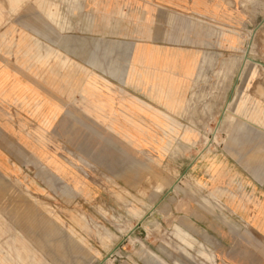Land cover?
I'll return each instance as SVG.
<instances>
[{
  "label": "rangeland",
  "instance_id": "374dc122",
  "mask_svg": "<svg viewBox=\"0 0 264 264\" xmlns=\"http://www.w3.org/2000/svg\"><path fill=\"white\" fill-rule=\"evenodd\" d=\"M212 4L220 5L213 16H177L152 35L151 43L184 39L194 50L189 94L171 127L134 121L126 111L124 128H92L80 104L76 113L59 105L68 121L42 127L35 113L22 121L18 102L1 96L0 264H264L261 248L244 255L243 242H221L206 224L184 218L187 158L240 143L252 152L250 131L264 130V0ZM84 5L0 0V80L38 82L44 90L29 91L46 101L53 93L83 95L92 73L110 94L122 89L126 66L106 43L125 35L93 32L104 18ZM86 56L110 59L89 71L70 60ZM126 91L120 99L128 103L134 98Z\"/></svg>",
  "mask_w": 264,
  "mask_h": 264
},
{
  "label": "crops",
  "instance_id": "0c3cea01",
  "mask_svg": "<svg viewBox=\"0 0 264 264\" xmlns=\"http://www.w3.org/2000/svg\"><path fill=\"white\" fill-rule=\"evenodd\" d=\"M84 1L85 10L91 16L104 18L93 22V32L125 35L106 43L116 50L118 64L126 66L123 76L118 77L123 81L122 89L113 88L110 94L102 87L103 84L98 87L93 83L91 72L90 83L81 88L83 95L66 96L53 93L49 96L51 100L46 101L44 95H34L29 91L31 87L44 90L42 84L2 79L0 98H6V104L13 105L18 102L19 108L14 109L20 112L22 121L28 123L35 118L39 125L44 122L42 127L52 120L56 122V126L57 123L65 122L64 120L68 121V112L58 108L62 104L74 105L75 113L78 111L76 105H83L84 110L79 109V112L92 128H124L121 123L126 111L130 112L134 121L154 123L157 126L163 120L169 122L170 127L173 126L176 121L172 118L175 117L172 112L183 108L189 94L188 82L192 80L191 70L196 64L194 50L184 39L174 45L151 43L152 35L165 33L167 28H172L174 17L180 16L184 21V18L213 16L220 5L212 4L213 0ZM79 59L82 60L77 57L70 58L74 64L84 65L88 70V65L103 66L109 63L110 58L86 56ZM98 69L102 72L101 81L109 82L108 73L104 74L102 67ZM129 83L131 85L127 86ZM74 86L75 81L69 82L70 89ZM126 90L134 98L128 103L121 100L122 96L124 99ZM34 113L36 117L32 118ZM109 120L112 121L111 125L108 124ZM250 137L255 141L252 152H248L246 145L240 143L235 147L223 145L218 151L209 148L202 154L188 157L183 170L181 201L187 209L184 218L188 221L206 224L205 229L213 232L221 242H243V246L249 247L244 255H253L250 249L255 246L261 248L257 254L264 256L263 128L252 129ZM231 251L227 252L228 257L231 256Z\"/></svg>",
  "mask_w": 264,
  "mask_h": 264
},
{
  "label": "bare ground",
  "instance_id": "6f19581e",
  "mask_svg": "<svg viewBox=\"0 0 264 264\" xmlns=\"http://www.w3.org/2000/svg\"><path fill=\"white\" fill-rule=\"evenodd\" d=\"M57 42V41H56Z\"/></svg>",
  "mask_w": 264,
  "mask_h": 264
}]
</instances>
